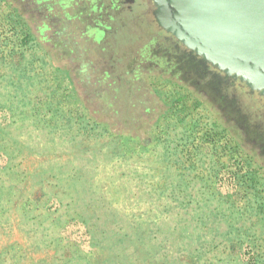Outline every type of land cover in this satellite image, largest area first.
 Segmentation results:
<instances>
[{
    "label": "rangeland",
    "instance_id": "374dc122",
    "mask_svg": "<svg viewBox=\"0 0 264 264\" xmlns=\"http://www.w3.org/2000/svg\"><path fill=\"white\" fill-rule=\"evenodd\" d=\"M153 8L0 0V264H264V98L228 120Z\"/></svg>",
    "mask_w": 264,
    "mask_h": 264
},
{
    "label": "water",
    "instance_id": "95a60500",
    "mask_svg": "<svg viewBox=\"0 0 264 264\" xmlns=\"http://www.w3.org/2000/svg\"><path fill=\"white\" fill-rule=\"evenodd\" d=\"M158 27L204 65L264 98V0H150Z\"/></svg>",
    "mask_w": 264,
    "mask_h": 264
},
{
    "label": "trees",
    "instance_id": "16d2710c",
    "mask_svg": "<svg viewBox=\"0 0 264 264\" xmlns=\"http://www.w3.org/2000/svg\"><path fill=\"white\" fill-rule=\"evenodd\" d=\"M182 60L187 62V68L193 67L197 69L196 71L203 79V82L195 83V87L203 91L209 99L213 100L228 120H234L241 125L247 122V117L237 101V98L244 96V93H236V95L234 93H224L225 91H232L236 86L234 85L235 82L227 79L220 71L204 65L199 59L193 57L188 52L182 55ZM252 138L262 144L261 138L257 134H253ZM214 142L216 145L217 140H214ZM235 166L237 169H245L247 172L250 171V167L245 168V164L241 163L239 159ZM237 172L239 171L237 170Z\"/></svg>",
    "mask_w": 264,
    "mask_h": 264
},
{
    "label": "built area",
    "instance_id": "2783aa9c",
    "mask_svg": "<svg viewBox=\"0 0 264 264\" xmlns=\"http://www.w3.org/2000/svg\"><path fill=\"white\" fill-rule=\"evenodd\" d=\"M6 21V20H5ZM5 25H7V29H6V31L5 32H7V30L11 27V30H10V32H11V35L10 36H15V34L17 33V34H19V25H14V26H9L8 25V22L6 23H4ZM8 26H9V28H8Z\"/></svg>",
    "mask_w": 264,
    "mask_h": 264
},
{
    "label": "flooded vegetation",
    "instance_id": "af4514ba",
    "mask_svg": "<svg viewBox=\"0 0 264 264\" xmlns=\"http://www.w3.org/2000/svg\"><path fill=\"white\" fill-rule=\"evenodd\" d=\"M176 42H177V41H176ZM177 44L180 45V46H182V45H181L180 43H178V42H177ZM182 47H183V46H182ZM183 49H184L185 52H187V50H186L184 47H183ZM192 56H193V55H192ZM193 57H194V56H193ZM197 59H198V58H197ZM227 79H229V78L227 77ZM229 80H230V79H229ZM230 81H232V80H230ZM233 82H235L234 85H236V88H237L238 86H240L241 89L246 90L245 88H243V86L240 85L239 81H233ZM237 85H238V86H237ZM234 88H235V87H234Z\"/></svg>",
    "mask_w": 264,
    "mask_h": 264
}]
</instances>
